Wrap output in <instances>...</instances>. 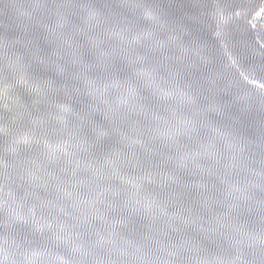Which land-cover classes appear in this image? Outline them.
Returning a JSON list of instances; mask_svg holds the SVG:
<instances>
[{"label": "water", "instance_id": "water-1", "mask_svg": "<svg viewBox=\"0 0 264 264\" xmlns=\"http://www.w3.org/2000/svg\"><path fill=\"white\" fill-rule=\"evenodd\" d=\"M0 264H264V0H0Z\"/></svg>", "mask_w": 264, "mask_h": 264}]
</instances>
